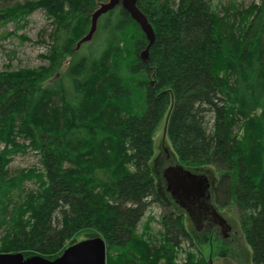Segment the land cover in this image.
<instances>
[{"label": "trees", "instance_id": "1", "mask_svg": "<svg viewBox=\"0 0 264 264\" xmlns=\"http://www.w3.org/2000/svg\"><path fill=\"white\" fill-rule=\"evenodd\" d=\"M103 1L0 9V26L24 28L36 10L53 23L48 65L0 71V252L53 259L93 232L107 264H179L181 252L187 264H211L192 250L181 213L162 215L158 244L150 227L136 232L151 205H165L150 164L164 122L182 164L218 169L217 202L239 208L253 264H264V0L224 15L211 0H138L156 36L147 59L122 5L75 49ZM28 148L40 164L10 174Z\"/></svg>", "mask_w": 264, "mask_h": 264}, {"label": "rangeland", "instance_id": "2", "mask_svg": "<svg viewBox=\"0 0 264 264\" xmlns=\"http://www.w3.org/2000/svg\"><path fill=\"white\" fill-rule=\"evenodd\" d=\"M25 0H0V9L17 2ZM214 9L224 15L225 8L231 12L242 10L253 3H260V0H211ZM18 25V24H17ZM15 22L0 26V71L18 70L19 68H38L48 65V60L43 56L49 51L53 29L52 20L45 11L36 10L28 17V23L24 28H18ZM9 32V34H7ZM89 46V45H88ZM86 46L82 53L87 51ZM154 152L150 160L152 170L157 174V185L164 201L169 202L171 209L183 213L184 224L195 241L192 250L198 257L210 259L211 264H253L252 249L246 242L245 236L239 222V208L234 202L223 205V201L217 202L216 188L220 180L218 169L212 164L200 166H188L182 164L171 144L165 131L164 122H161L155 129L153 135ZM2 145H0L1 148ZM38 153L28 148L25 153L14 155L9 165V173L39 165ZM181 167L198 178L207 181L209 190V212L206 218L201 212L194 211L189 214L181 201L168 185V175L173 168ZM169 173V174H168ZM28 189L36 187L31 181H26ZM166 206L153 204L146 211L145 216L137 225V233H145L149 228L151 235L160 237L159 230L163 229L161 217L165 214ZM220 219L219 222L214 221ZM220 222L222 224H220ZM2 231L0 230V234ZM97 235L96 233H81L66 241L72 244L80 239ZM156 244L159 241H155ZM186 247L188 242L183 241ZM191 248V245H190ZM199 251V252H198ZM186 254L181 252L177 258L179 264H187Z\"/></svg>", "mask_w": 264, "mask_h": 264}, {"label": "water", "instance_id": "3", "mask_svg": "<svg viewBox=\"0 0 264 264\" xmlns=\"http://www.w3.org/2000/svg\"><path fill=\"white\" fill-rule=\"evenodd\" d=\"M137 2L138 0H106L101 2L98 8L91 15V27L88 34L83 39L78 41L77 47L80 46L82 41L89 39L92 36L96 30L97 21L102 14L114 9L117 5H122L145 32L149 40L147 46V48H149L151 44L155 42L154 29L146 14L138 7ZM147 52L148 49L145 53L147 54ZM173 170H177L178 174L179 171L183 172V174L186 175L185 178H196L195 175L181 167H175L171 169L170 172ZM169 179L170 177L167 180L169 181ZM198 180L200 181L199 188L202 191L200 194L201 199L203 198L205 202L209 204L207 181L200 177ZM106 252L107 248L104 238L100 235H94L80 239L68 245L64 248L60 255L53 259L39 254L25 256L22 252H0V264H107Z\"/></svg>", "mask_w": 264, "mask_h": 264}, {"label": "flooded vegetation", "instance_id": "4", "mask_svg": "<svg viewBox=\"0 0 264 264\" xmlns=\"http://www.w3.org/2000/svg\"><path fill=\"white\" fill-rule=\"evenodd\" d=\"M177 172V170H173L172 172H170V176H167L168 178L170 177L168 185H170V187L178 197L179 201H181L183 206L187 207L185 210L189 214H193L194 211H199L201 212V216L205 217L206 214L209 212V204H207L203 198L201 199L200 194L202 193V191L199 188V178H197V176L196 178H185L186 175L183 174V172L179 171V174ZM183 183L186 185H182ZM187 187L190 188L189 191L187 190ZM164 203V206L167 207V209H165V214L169 211H175L174 209L170 208L171 205L169 202L165 201ZM181 214L183 215V213ZM219 220L220 219H214V221L217 222H219ZM220 224L222 223L220 222Z\"/></svg>", "mask_w": 264, "mask_h": 264}, {"label": "bare ground", "instance_id": "5", "mask_svg": "<svg viewBox=\"0 0 264 264\" xmlns=\"http://www.w3.org/2000/svg\"><path fill=\"white\" fill-rule=\"evenodd\" d=\"M100 3H101V2H100ZM100 3L98 4V6L100 5ZM98 6H97V8H98ZM117 6H118V5H117ZM97 8H96V9H97ZM96 9H95V10H96ZM95 10H94V11H95ZM112 10H113V9H112ZM94 11H93V12H94ZM109 11H111V10H109ZM109 11H107V12H109ZM107 12H106V13H107ZM127 12H128V11H127ZM106 13H104V14H106ZM128 13H129V12H128ZM102 15H103V14H102ZM102 15H101V16H102ZM98 21H99V19H98ZM98 21H97V25H98ZM90 27H91V25H90ZM140 28H141V27H140ZM89 29H90V28H89ZM96 30H97V27H96ZM96 30L94 31V33L96 32ZM141 30H142V29H141ZM88 32H89V30H88ZM88 32H87V33H86L81 39H83V38L88 34ZM142 32L144 33V35H145V37H146V39H147V42L149 43V40H148V38H147L145 32H144L143 30H142ZM94 33L92 34V36H91L89 39H86V40L82 41L81 44H82V43H85L86 41L92 40ZM154 33H155V32H154ZM81 39H80V40H81ZM155 40H156V36H155ZM77 43H78V42H77ZM148 43H147V46H148ZM81 44H80V45H81ZM152 44H153V43H152ZM152 44H151V45H152ZM79 48H80V46L77 47V44H76V48H75V49L78 50ZM149 48H150V47H149ZM149 48L146 47V48L141 52V57H143V58H145V59L148 58V56H149ZM147 49H148V52H147V54H146L145 51H146ZM59 76H60V72L57 73L56 77H59ZM56 77H54V78H56ZM182 185H186V184L183 183ZM187 190L189 191L190 188L187 187ZM59 255H60V254H59Z\"/></svg>", "mask_w": 264, "mask_h": 264}]
</instances>
